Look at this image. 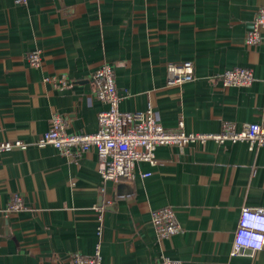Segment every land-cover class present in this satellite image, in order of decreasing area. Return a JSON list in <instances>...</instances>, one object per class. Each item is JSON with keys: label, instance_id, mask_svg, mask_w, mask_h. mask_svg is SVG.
<instances>
[{"label": "crops", "instance_id": "obj_1", "mask_svg": "<svg viewBox=\"0 0 264 264\" xmlns=\"http://www.w3.org/2000/svg\"><path fill=\"white\" fill-rule=\"evenodd\" d=\"M264 0H0V264H71L100 252L102 264H264V250L233 254L244 208H264V146L247 141L160 146L134 180L105 182L96 150L37 146L55 112L70 133H95L92 74L115 69L122 112L152 103L161 125L218 134L264 124V33L246 44ZM41 52L33 67L28 55ZM192 62L195 80L168 85L169 64ZM250 68L249 87L223 86ZM67 80L63 86L62 81ZM147 175V176H144ZM101 188L105 192L101 194ZM16 196L23 207L8 211ZM176 210L180 231L160 240L152 212ZM102 217V221L99 219ZM101 228V233L99 229Z\"/></svg>", "mask_w": 264, "mask_h": 264}, {"label": "built area", "instance_id": "obj_2", "mask_svg": "<svg viewBox=\"0 0 264 264\" xmlns=\"http://www.w3.org/2000/svg\"><path fill=\"white\" fill-rule=\"evenodd\" d=\"M25 2V0H23ZM264 7L255 15L252 30L247 34L246 44L258 46L263 42ZM33 67L42 64L41 52L35 51L28 55ZM168 85L180 87L195 80V66L192 62L169 64ZM96 98L106 103L109 108L99 114V130L95 133H70L68 121L64 115L55 112L51 117L48 132L37 141L40 148L52 146L64 154L96 150L105 160L99 172L105 182L118 183L120 180H134L136 170L141 162L157 163L156 150L160 146H177L185 148L193 143L205 144L213 140L219 144L227 141H247L252 147L264 146V124H246L237 131L232 125L225 124L221 133L197 134L186 133L184 122L180 121L177 128L167 129L159 121L158 114L152 103L143 112L127 113L120 109L115 69L112 64H104L92 74ZM221 81L224 87H249L254 82V73L250 68H235L223 73ZM63 80V86L67 85ZM28 144L22 141L0 144V150L9 151L15 148L26 150ZM147 176V175H144ZM105 192L101 188V194ZM23 207V198L16 196L10 203L8 211H18ZM99 221H102L100 217ZM152 223L160 240L168 238L181 229L176 210L166 207L152 212ZM101 233V228L99 229ZM248 250L256 254L264 250V208H244L236 233L234 252ZM71 264H102L99 250L93 256L74 254ZM157 264H184L162 256Z\"/></svg>", "mask_w": 264, "mask_h": 264}]
</instances>
